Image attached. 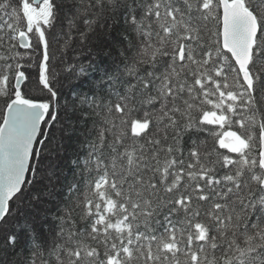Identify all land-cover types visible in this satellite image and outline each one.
Masks as SVG:
<instances>
[{"label": "snow or ice", "instance_id": "6c2138e0", "mask_svg": "<svg viewBox=\"0 0 264 264\" xmlns=\"http://www.w3.org/2000/svg\"><path fill=\"white\" fill-rule=\"evenodd\" d=\"M0 264H264V0H0Z\"/></svg>", "mask_w": 264, "mask_h": 264}, {"label": "trees", "instance_id": "16d2710c", "mask_svg": "<svg viewBox=\"0 0 264 264\" xmlns=\"http://www.w3.org/2000/svg\"><path fill=\"white\" fill-rule=\"evenodd\" d=\"M26 91L28 92L29 95H40V92L38 90V88L35 85H29V88L26 89ZM78 133L76 132H69L67 135L66 140L64 141L65 143V147L67 149L66 151V157L70 158L75 154V151L78 147L77 145V137H78ZM64 166L67 172V175H71V172L67 170V159L64 161Z\"/></svg>", "mask_w": 264, "mask_h": 264}]
</instances>
